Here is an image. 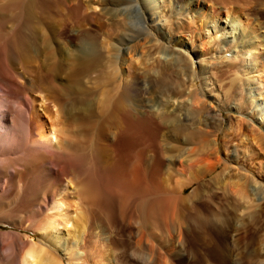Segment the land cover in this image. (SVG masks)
Masks as SVG:
<instances>
[{
  "label": "bare ground",
  "instance_id": "bare-ground-1",
  "mask_svg": "<svg viewBox=\"0 0 264 264\" xmlns=\"http://www.w3.org/2000/svg\"><path fill=\"white\" fill-rule=\"evenodd\" d=\"M202 1L211 0H183L189 12L184 16L216 35L222 10H203ZM85 2L0 0V264H147L144 246L139 253L134 249L142 235L136 240L132 231L112 229L117 189L139 194L136 209L144 234L161 224L174 230L184 222L186 230L176 231L182 234L176 244L180 257L194 254L191 264H264V233L257 229L250 242L237 237V212L244 202L256 201L247 211L255 225L264 218V170H258L263 162L256 166L250 160L254 149L264 152V127L253 125L254 119L264 125V78L257 66L264 61V37L247 21L253 15L260 20L264 10L250 13L220 3L234 37L228 40L222 33L219 39L235 40L230 45L235 54L227 62L201 59L197 70L187 64L192 58L188 48L186 55L167 50L156 32L153 13L162 8L159 0L92 1L100 5L98 12ZM177 14L167 18L173 41L178 28L188 24L182 26L184 16ZM110 17L125 29L105 54L91 21ZM140 36L148 40L134 43ZM209 42L217 41L201 39L193 55H205ZM129 60L140 74L120 76L113 111L97 133L90 127L88 144L82 146L80 127L89 109L85 82H93L97 72L110 79ZM215 72L234 75L222 94L225 101L240 96L237 111L251 107L252 114L244 113L248 120L232 122L223 108L216 113L208 107L205 87ZM178 98L186 101L174 105ZM109 134L114 143H106ZM234 141V155H228ZM202 152L215 160L200 163L172 192L163 193V170L178 175L182 170L175 168V160L196 164ZM80 197L88 213L75 204ZM98 240L105 245L96 250Z\"/></svg>",
  "mask_w": 264,
  "mask_h": 264
},
{
  "label": "rangeland",
  "instance_id": "rangeland-1",
  "mask_svg": "<svg viewBox=\"0 0 264 264\" xmlns=\"http://www.w3.org/2000/svg\"><path fill=\"white\" fill-rule=\"evenodd\" d=\"M86 0H84L85 2ZM89 1V2H88ZM95 0H87V4H91L90 2H92ZM162 8L160 7L159 9H157L154 13H153V17L155 19L156 23V29H158L156 32L160 33L161 35H163V40H164V45H167V50L171 49L173 47L174 50H178L180 52H182L183 54L186 55V51L185 49L188 48V50L190 51V54L192 55V58L189 59V61H187V64H190V66L193 65V63L195 64L197 70L199 68V64L201 59H216L218 60L219 58L224 59L226 62L229 59H233V56L235 54V52H233V50L231 49L233 47V43H235V40L232 41L230 44V42H223V39H219L220 35L222 33H225L226 38L228 40H231L234 37V34L232 32L229 33V28L227 29V22L228 20H226V10L224 7H222L221 4H223V6H225L226 4L229 6H232L233 8L236 9H241L245 12L252 13V12H257L259 10H264V0H211L210 2L207 1H202V6H203V10H205V8L207 10L210 9H221L220 11L221 13V19L219 20L220 25L222 26V29L218 30V33L216 34L218 36L219 40H216V35H214L213 31L210 28H206L203 27L202 24L200 25V22L195 21L194 17L192 18L191 16L189 17V20L184 16L186 14H188V9L186 7V5H184L183 0H170V4L168 6H165L166 4V0H159ZM184 1H191V0H184ZM92 2V7L94 8L95 12H98L100 10V5L96 4ZM224 2V3H223ZM221 3V4H220ZM86 4V2H85ZM225 6V7H228ZM145 11H148V8H144ZM177 13H180L182 16H184L182 19V26L186 25L187 22V28L183 29L181 27L178 28V30L176 31V35H175V41L170 40L169 39V34L167 32V18H172L171 15H176L179 16ZM180 15V16H181ZM170 16V17H169ZM189 16V15H187ZM256 16H252L251 18H249V20L247 19L248 22H250L252 25H256L258 26V30H257V35L259 38L264 37V17L261 18L260 20L257 19L255 20ZM112 19V20H111ZM115 19V20H114ZM187 19V20H186ZM114 21V22H113ZM187 21V22H186ZM191 22H195L194 25H190ZM198 22V23H197ZM202 22V19H201ZM91 23L93 24V28L95 29V31H98V38L99 40H101V42L103 41L105 44V49H103L104 53L106 54L109 50V48H111V44H114V42L118 39V37L120 36L121 32L124 31L125 27L123 26V22L119 21L118 18H109L108 20H95V21H91ZM260 23V24H259ZM196 26V27H195ZM199 28V29H198ZM183 29V30H182ZM197 29V32H192L191 30H195ZM185 30V31H184ZM191 31V32H190ZM158 35V34H157ZM100 36V37H99ZM214 36V37H213ZM200 38V39H199ZM203 38H207L209 40L212 39V41H217V42H209L210 46L207 49V53L205 55H202L201 57H195L193 55V52L191 51L192 48L197 47V42L200 41ZM215 39V40H214ZM137 40V41H136ZM134 41V43L137 44H143L142 41L144 40H148L147 37L144 36H140L138 39H136ZM106 41V42H105ZM133 42L129 43L130 45L134 44ZM185 44V45H184ZM232 47H231V46ZM260 45L263 46L264 45V40L260 41ZM108 48V50H106ZM145 50L147 49L145 44L143 45L142 49ZM112 50V48H111ZM110 50V52H111ZM229 50V51H226ZM231 50V51H230ZM107 51V52H106ZM143 52H145L144 50H142ZM139 52V51H138ZM224 52V53H223ZM156 56V55H155ZM161 59L163 58L162 56L165 55H160ZM159 56V57H160ZM221 56V57H220ZM225 57V58H224ZM137 58L140 60V55L137 56ZM152 59H150L147 64H151ZM223 60V62H224ZM263 61V60H262ZM260 62L257 66L260 67L259 68V73L262 74L261 78L263 79L264 77V61ZM224 62V63H226ZM234 62V61H232ZM127 64L123 65L122 68H119V72L116 76L111 77L110 79H106L104 78V75H100L98 72L96 73V77L94 76V79L92 80L93 82H85L84 85V94L87 98L88 101V106L87 108V114L86 112L84 113V124H82V126H84V129L82 128V126L80 127L82 131V135H80V139L79 142H82V146H86L88 144V131L90 133L91 128L93 127V129L95 130V132H98V129L100 128L103 120L113 111V108L115 106V102L117 100V98L119 97V93H120V88H119V80H120V76L125 75L126 73H134L136 72L135 67L138 66L135 63H131L130 60L126 61ZM192 63V64H191ZM235 63H238V61H235ZM128 65V66H127ZM130 65V66H129ZM135 65V66H134ZM124 68V69H123ZM129 68V69H128ZM139 68H143V65H141ZM121 69V70H120ZM224 69V67H223ZM125 70V71H124ZM124 71V72H121ZM140 72V71H139ZM137 72L138 74H140ZM221 73V74H220ZM215 74L217 75L216 78ZM227 73H222V72H215L213 77V82H209L210 84L205 87V90L208 92V99L207 101L209 102L208 107H212L213 110L218 111V108H223V112L226 116H229L230 119L232 120V122H236L237 119L239 118H243L245 120H248L249 117L246 116L244 113H247V115L252 114L251 113V107L247 108V109H242V112L245 111L244 113H240L241 110L237 111V106L236 104H240L242 101H238L237 102V98H240V96L237 98H235L234 100H228L225 101V97L222 93H224V89L226 90L229 86V82L232 76H234L233 74L228 76V77H224ZM220 75V76H219ZM203 78V76H202ZM203 79H200L199 81V85L203 84L204 81H202ZM264 80V79H263ZM145 97H148L146 95H144ZM93 99V100H92ZM104 102H103V100ZM92 101V102H91ZM106 101V103H105ZM186 101V98H178L177 100H175L174 105H176L178 102L183 103ZM213 101V102H212ZM262 102L264 100H261ZM91 102V105H90ZM103 102V103H102ZM179 106V104H178ZM177 107V106H175ZM237 111V112H235ZM90 112V113H89ZM88 118V120H87ZM91 119V120H90ZM94 122H93V121ZM91 121V124H90ZM259 122V120H258ZM89 123V125H87ZM93 123V125H92ZM230 122H226L224 125V129L229 125ZM95 125V126H94ZM253 125L258 129V130H263V123H261V125H259L257 123V121L254 119V123ZM246 130V127H245ZM247 132V131H246ZM98 135V134H96ZM110 134L107 136V140L106 143L111 144L114 143V141L112 142L111 140H114L113 138H110ZM95 137V136H94ZM165 139V137H164ZM224 140V138H223ZM221 140V142L223 141ZM163 139L160 140V142L162 143ZM237 141H234L232 143V145L229 147V151L227 152L228 155L233 154L234 152V147H235V143ZM87 143V144H85ZM171 143V142H170ZM168 143V144H170ZM176 143V142H174ZM84 144V145H83ZM162 145V144H161ZM146 148V150L148 152H150L149 150L151 148L144 146ZM189 147V146H188ZM186 147V148H188ZM142 148V147H141ZM168 146H166V148L164 147V150L166 152L165 149H167ZM255 151V152H254ZM253 153H255V156H252V158L250 159L251 162H253L252 165H258V163L255 162H263V165H261L258 170L263 171L264 170V152L262 150L259 149H254ZM224 153L226 154V152L224 151ZM230 153V154H229ZM201 154V155H200ZM199 155H196V158H201L202 160L198 163H193V162H189V161H185L183 159H181V163L177 160L174 161V165L175 168H178L181 173H179L178 175L174 172H166L163 170V174L164 177H162L160 179V183L159 186H161L160 188L163 189V193H168L169 191H173V189L176 187V182H178L179 180L183 179V178H187L189 177V172L190 170L194 171L197 167V165H199L200 163H208V161L212 162L215 160V157L212 156H208L205 152L200 153ZM234 155V154H233ZM208 160V161H207ZM189 165L190 168L187 169V166ZM254 169V168H253ZM169 173V174H168ZM184 173V174H183ZM168 175V177H167ZM171 175V176H170ZM264 175V174H263ZM180 177V179H179ZM176 178V179H175ZM178 178V179H177ZM162 180V182H161ZM161 184V185H160ZM136 193V194H135ZM116 195L119 196L118 197V201L116 203V206L113 209V221H112V229L113 231H117L116 229H119V232L121 233H132L135 234V239H137V237H139L140 235H142V244L140 243V246L137 243V246L134 247L135 252L140 251L141 247L144 246L145 251L147 252V258H146V262L147 264H191L195 262V258L192 252H190L189 249V245H187L185 247V251H189L190 255H186L183 258L180 257V253L181 250H179L178 246H177V239L181 238L182 234L176 233V231L180 230L181 232L185 229V224L183 225V221L180 224L176 225L177 229L175 228L173 230V228H167L166 226H163V224H161V228L159 227L156 229H151L148 228L147 232L144 234L142 233V231H144L145 229H142V223H141V215L138 214L137 211V205L140 202V196L139 194H137V192H133L132 194L129 193H125V191L121 190V189H117L116 190ZM145 195H149L148 192L145 193ZM136 197V199H135ZM77 206L79 208H81L84 213H88V206L87 203L85 201L84 198H78L75 199ZM139 201V202H138ZM256 201H253L252 199H249L247 202L243 203V206L241 207V209L237 212L238 215V235L237 237H241L243 236L246 242H250V238L251 235H253L255 233V231H257V229L261 232L264 233V218H262L260 220V222H258L256 225L249 219V217L247 216V211H250L251 208L253 206H255ZM248 207V208H247ZM73 209V208H72ZM71 210V208H70ZM246 212V213H245ZM169 214V213H168ZM246 214V215H245ZM167 216H169L168 218H166ZM244 216V217H243ZM165 218L167 220L170 219V214L165 216ZM241 218V219H240ZM114 223V224H113ZM241 223V224H239ZM253 224V225H252ZM180 225V228H179ZM240 225V226H239ZM242 225H244L245 227H242ZM252 226V227H251ZM255 226V227H254ZM100 227V228H99ZM97 229L98 232L102 233L103 232V227L99 226ZM144 228V227H143ZM150 229V230H149ZM254 230V231H253ZM132 231V232H131ZM151 231V232H150ZM158 231V232H157ZM154 232V234L152 233ZM182 232V233H183ZM228 233V232H226ZM138 235V236H136ZM189 235L192 236V233L189 232ZM103 237H107L106 233H103L102 235ZM227 236L229 237V233L227 234ZM141 237V236H140ZM242 238V237H241ZM208 240H206L205 242H207ZM102 240H98L99 245L97 246L96 250H99L100 246L104 248L103 243H101ZM97 243V244H98ZM140 246V247H139ZM139 247V248H137ZM189 249V250H188ZM201 255V254H200ZM210 261H208V263H200V264H209Z\"/></svg>",
  "mask_w": 264,
  "mask_h": 264
}]
</instances>
